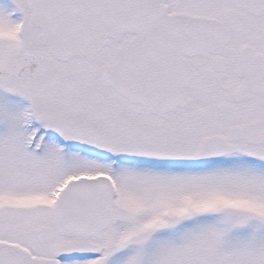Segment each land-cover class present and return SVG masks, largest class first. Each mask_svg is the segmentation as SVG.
I'll list each match as a JSON object with an SVG mask.
<instances>
[{
  "label": "snow or ice",
  "instance_id": "obj_1",
  "mask_svg": "<svg viewBox=\"0 0 264 264\" xmlns=\"http://www.w3.org/2000/svg\"><path fill=\"white\" fill-rule=\"evenodd\" d=\"M0 264H264V0L0 4Z\"/></svg>",
  "mask_w": 264,
  "mask_h": 264
},
{
  "label": "rangeland",
  "instance_id": "obj_2",
  "mask_svg": "<svg viewBox=\"0 0 264 264\" xmlns=\"http://www.w3.org/2000/svg\"><path fill=\"white\" fill-rule=\"evenodd\" d=\"M9 2H7L8 4ZM0 4H5V0H0Z\"/></svg>",
  "mask_w": 264,
  "mask_h": 264
},
{
  "label": "flooded vegetation",
  "instance_id": "obj_3",
  "mask_svg": "<svg viewBox=\"0 0 264 264\" xmlns=\"http://www.w3.org/2000/svg\"><path fill=\"white\" fill-rule=\"evenodd\" d=\"M6 1V0H5Z\"/></svg>",
  "mask_w": 264,
  "mask_h": 264
}]
</instances>
